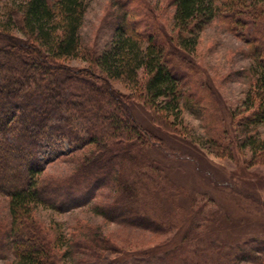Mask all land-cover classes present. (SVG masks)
I'll list each match as a JSON object with an SVG mask.
<instances>
[{
  "label": "trees",
  "instance_id": "16d2710c",
  "mask_svg": "<svg viewBox=\"0 0 264 264\" xmlns=\"http://www.w3.org/2000/svg\"><path fill=\"white\" fill-rule=\"evenodd\" d=\"M11 1L19 31L37 46L5 32L10 23L0 32V194L9 199L11 227L5 246L12 247L14 264H50L49 246L32 222L35 206L66 212L85 206L103 188L117 193L113 204L95 207L105 219L131 221L132 226L160 235L181 230L187 220L184 214L190 216L196 202L190 198L189 207L182 206V189L142 149L152 146V138L162 142L161 132L177 134L173 120L179 118L185 79L178 68L189 67L188 52L214 19L229 23L231 32L250 47L260 73L256 92L247 98L250 114L239 126L264 123V23L261 28L258 22L263 15L244 7L246 1L254 6V1L172 0L174 37L138 32L136 24L123 16L109 48L91 55L89 64L97 73L90 67L74 70L63 64L76 58L81 48L84 0H19L16 5ZM112 81L127 83L161 132L135 122L131 96L114 90ZM230 121L232 127L231 115ZM225 133L229 145L215 139L213 147L217 154L232 157L234 139ZM59 140L72 152L86 153L74 159L71 175L43 182L41 148ZM246 142L251 165L264 164V139L249 137Z\"/></svg>",
  "mask_w": 264,
  "mask_h": 264
},
{
  "label": "rangeland",
  "instance_id": "374dc122",
  "mask_svg": "<svg viewBox=\"0 0 264 264\" xmlns=\"http://www.w3.org/2000/svg\"><path fill=\"white\" fill-rule=\"evenodd\" d=\"M253 1L254 6L246 1L244 7L264 16V0ZM84 4L81 48L76 58L63 63L74 70L93 69L91 55L109 48L115 25L123 16L136 24L138 32L175 36L172 0H84ZM13 6L11 0H0V32L10 23L3 32L37 47L32 38L19 31ZM263 16L258 21L261 28ZM230 28L222 18L209 22L199 33L195 48L188 52L189 67L178 68L185 79L181 89L184 95L178 100L179 118L172 119L177 136L161 132L153 124L127 83L111 82L114 90L131 96L129 106L135 122L161 132L162 142L152 138V146L144 147L143 152H149L171 182L182 189V206L189 207L190 198L196 202L192 214H184L187 220L181 230L160 235L132 226L131 221L105 219L95 207L113 204L117 193L103 188L85 206L66 212L33 208L32 222L40 231L37 235L49 246L50 264H264V164L256 161L251 165L246 146L249 137L264 139V123L239 126L250 114L246 111L247 98L256 92L260 73L250 58V47ZM141 44L146 47V42ZM230 115L234 119L232 127ZM71 124L76 126L74 121ZM225 130L234 139L230 144L232 157L217 154L213 147L215 139L229 145ZM85 153L72 152L63 140L44 143L41 180L49 182L71 175L74 159ZM8 203V197L0 194V264L15 263L12 247L5 246L11 227ZM128 217L133 220L131 214Z\"/></svg>",
  "mask_w": 264,
  "mask_h": 264
}]
</instances>
